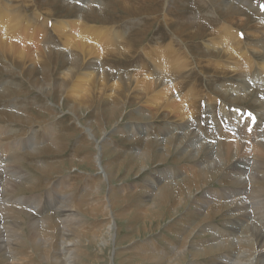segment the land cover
Returning a JSON list of instances; mask_svg holds the SVG:
<instances>
[{"label": "rangeland", "instance_id": "374dc122", "mask_svg": "<svg viewBox=\"0 0 264 264\" xmlns=\"http://www.w3.org/2000/svg\"><path fill=\"white\" fill-rule=\"evenodd\" d=\"M142 1L0 0V36L3 37L0 39V95L3 93L5 95L0 96V126L2 125V131L11 128L10 132L6 134L7 136L11 134V136H1L0 138L3 140L2 144L17 139H22L21 142L32 139V142L35 139L38 141L37 148H32L33 145L30 147L24 145L16 155H13L14 162L17 163V170H20L18 176H29V178L31 176L32 179H18L16 188H13L16 190L13 191L15 193L12 194V197H27L28 199L36 197L40 199L41 203L36 209L20 203L7 202L4 204H12L17 208L22 207L23 211L22 213L16 212V208L11 212L16 225L10 228L7 234L9 237L11 236V239L13 237L14 244L11 246V254L4 255L5 252H0V264H167L166 258L168 257L177 259L173 264H215L216 260H223L219 257L221 253L229 250V247L232 251L233 247L228 244L227 247L225 246L227 249L217 248L218 250L214 249L206 253L194 252L195 248L201 250L208 248L209 243L205 242L204 244V241L212 239L210 230L199 228L202 231H198L190 237V242L194 245L186 247L184 253L180 254V259L172 256L176 251L179 252L184 233L187 234L194 223L203 218L207 210H209L208 213H212L210 214L211 219L209 218L211 222L207 221V223H211V225L213 223L217 228L218 226L222 227L224 222L231 217L226 214L230 213L227 207L224 208L222 215L221 211H213L214 206L202 207L200 204H204L205 200L212 199L214 196L220 197V203H222L231 188H237L238 191L243 190L233 185L228 174L222 177L223 171L217 170H213L207 179L202 178L198 185L200 189H196L193 179L185 177L187 175L185 173L195 171L193 163L197 159L191 157L188 151L181 152L176 147L177 135H181V133L174 127L179 128L183 122L194 119L196 122L192 120L193 128L196 126L199 135L216 137L217 142L223 140V143H230L225 146L228 147L229 152L231 151L230 153H233L235 152L232 148L233 144L237 147L238 144L235 142L241 140L238 136L234 138L231 136L236 135L235 132L240 130L241 126L237 122L247 120L250 130L247 132L245 129L243 130L247 134L244 138L248 135L250 138L249 141L247 140L249 142L246 146L247 149L244 147L245 152L241 149L243 154H248V150L254 144V138H258L261 142L264 141V109L260 105L258 106L252 92L259 86L264 88V79L256 76V70L259 69L258 64L262 66L264 58L255 55L257 48H260L261 51L264 46L262 45L264 44V34H262L264 24L260 23V21L264 23V0ZM224 2L231 3L233 8L227 14L223 7ZM4 12L5 14H2ZM15 15L19 17L16 18ZM14 17L16 20L13 19ZM40 17H43L42 20ZM78 19H80L79 24H82L80 27L78 24H74ZM226 23L227 25H225ZM57 27L61 29L59 32L56 31ZM71 28L73 31H69ZM92 28L95 30L93 31ZM81 29L83 33L80 32ZM91 32L93 33L91 34ZM112 33H116L115 36ZM81 34H84L85 39L92 38L93 45L97 46H88L90 42H86L82 50L77 48L75 45L79 44ZM231 35L239 36L238 50L241 49V52L234 51L229 57L224 54L221 56L222 48L232 43L230 38L234 37L233 39H235V36ZM113 38L114 41H112ZM71 39L74 41L77 39V43ZM105 40L112 45H107ZM129 40H135L132 41L134 44ZM216 40L218 41L216 42ZM211 44L218 45L215 50L220 53L219 57L211 61L213 64L216 61L219 62L215 69L209 61L212 59L208 56L210 52L206 47L210 48ZM114 46L117 49H114ZM95 47L98 49L96 48V50ZM118 48L120 55L117 52L115 54V51H119ZM91 49H94L96 53ZM211 50L214 51V49ZM52 51L53 53L55 51V55ZM75 51L82 52L77 54ZM236 53L246 54L248 64L245 63L247 58H243L245 60L241 61L242 58ZM166 55L172 59L175 56L172 63L183 61V65L187 64L186 67L182 66L180 72L170 71L172 75L168 76L169 72H164L167 61L163 63L166 60ZM232 56H236L234 60ZM77 57L79 58L77 59ZM44 59L46 60L43 63ZM152 59L155 60L152 61ZM16 62H19L18 66ZM47 62L50 65H47ZM223 62H228L231 66H223ZM21 64L24 65L23 68H21ZM81 65L82 67H80ZM158 65L159 67H157ZM236 65H240L241 69L237 70ZM241 65L245 66L242 68ZM246 65L254 69L256 84L252 86L250 84L254 81L253 73L247 75L250 81L242 79L251 70L247 68L246 70ZM75 67L77 68L75 69ZM162 68L163 70H161ZM68 71L69 73L66 75ZM106 79L107 81H105ZM162 80L165 81V84ZM91 82L92 85H90ZM119 85L120 87H118ZM236 85L239 86L238 90H235ZM64 87L67 88L64 89ZM61 89L66 91L62 92ZM162 89L164 93H169L168 97L171 95L169 101L174 104L172 109L165 107V98L159 97V92ZM187 92L192 93V96L195 94L190 101L186 100L189 98ZM245 92L247 94L251 92L245 101L233 100L234 96L241 97ZM140 93L141 95H138ZM81 95H85V97ZM175 101L179 105L180 102L183 104L179 106ZM190 102L191 106L188 104ZM179 109L184 113H181ZM170 113H172L171 117H169ZM11 115L16 117L13 118ZM180 116L183 121L179 119ZM239 117H242L243 120ZM253 125L256 126V129L251 127ZM198 127L201 131H198ZM87 128L93 134H87L88 132L85 131ZM169 131H172L170 136L175 135V138H173L174 140L169 139L171 146L165 151L160 141L166 138L163 133L167 134ZM58 145L60 147L57 149ZM32 150H36V154L32 153ZM12 151L13 149L4 150L6 158L10 156V153H13ZM95 154L100 158L104 168L103 172H101L98 162L96 163ZM239 158L237 156L236 160L231 161L228 166L233 165ZM257 159L264 167V151H259ZM4 170L0 167V172H4ZM5 175L6 173L2 177ZM164 177H168V180H164ZM171 178L179 179L178 183H172ZM260 178H262L264 187V177ZM33 182L34 184L31 185ZM155 183H158V190L165 194L162 199H159L155 193L157 191L153 190L152 184ZM66 193L71 194L67 195V201L69 200L68 204L77 214L78 223L74 222L71 224L72 227L69 226L64 231L56 221L34 228L32 220L29 218L30 214L38 216L35 213L36 210H39L42 212L39 216L47 215L57 201L61 202L58 206L63 204L59 196L64 197ZM224 193L226 194L223 195ZM240 194L244 199L246 194ZM2 195L3 193L0 194V198ZM229 198L233 199V197ZM52 199L56 200L50 203ZM45 209L48 212L43 211ZM203 211L204 214L201 213ZM62 231L65 232L64 237L67 235L65 240L60 238ZM38 236L51 240V243L44 245L37 241L38 238H41ZM62 241L65 245L68 244L70 249H73L71 251L73 256L69 259L61 253L64 247ZM10 256L16 257L11 259ZM243 258L245 261L246 256Z\"/></svg>", "mask_w": 264, "mask_h": 264}, {"label": "bare ground", "instance_id": "6f19581e", "mask_svg": "<svg viewBox=\"0 0 264 264\" xmlns=\"http://www.w3.org/2000/svg\"><path fill=\"white\" fill-rule=\"evenodd\" d=\"M142 1V0H141ZM164 1H166V0H164ZM212 1H215V0H212ZM211 1V2H212ZM221 1H223V0H221ZM123 2V1H122ZM143 2V1H142ZM219 2V1H218ZM12 3V2H11ZM225 3V2H224ZM116 4H117V2H116ZM122 4H124V3H122ZM125 4H127V3H125ZM131 4V3H130ZM222 4V3H221ZM118 5H119V3H118ZM3 6V4L1 5V7ZM257 6V5H256ZM4 7V6H3ZM3 7H2V9H3ZM8 7V6H7ZM121 7V6H120ZM126 7V6H125ZM218 7H219V5H218ZM221 7V6H220ZM223 7L225 8V10H226V14H227V12L229 11H232L233 10V8H232V6H231V3H225L224 5H223ZM249 7V6H248ZM85 8H86V6H85ZM84 8V9H85ZM128 8V7H127ZM236 8V7H235ZM251 8V7H250ZM68 9H70V8H68ZM74 9H75V7H74ZM80 9V8H79ZM81 9H83V8H81ZM129 9V8H128ZM137 9H140V8H137ZM136 9V10H137ZM143 9V8H142ZM257 9V8H256ZM260 9H262V8H260ZM9 10V9H8ZM86 10V9H85ZM88 10V9H87ZM258 10V9H257ZM10 11V10H9ZM8 11V12H9ZM84 11V10H83ZM96 11V10H95ZM98 11V10H97ZM96 11V12H97ZM106 11V10H105ZM11 12V11H10ZM88 12V11H87ZM99 12V11H98ZM110 12V11H109ZM12 13V12H11ZM40 13V12H39ZM103 13H105V12H103ZM127 13V12H126ZM135 13V12H134ZM2 14H5V12L4 13H2ZM2 14H1V16H2ZM40 14H42V13H40ZM99 14V13H98ZM138 14V13H137ZM229 14V13H228ZM263 14V13H262ZM14 15V14H13ZM87 15V14H86ZM89 15V14H88ZM108 15V14H107ZM260 15V14H259ZM6 16H7V14H6ZM9 16V15H8ZM90 16V15H89ZM92 16V15H91ZM100 16V15H99ZM103 16V15H102ZM134 16V15H133ZM139 16V15H138ZM3 17V16H2ZM15 17H16V15H15ZM15 17L13 18V19H15ZM19 16H17L16 18H18ZM45 17V16H44ZM104 17V16H103ZM36 18V17H35ZM41 18V17H40ZM43 18V17H42ZM42 18H41V20H42ZM87 18V17H86ZM85 18V19H86ZM6 19H8V18H6ZM23 19H24V17H23ZM32 19V18H31ZM46 19V18H45ZM63 19V18H62ZM101 19H102V17H101ZM100 19V20H101ZM241 19V18H240ZM247 19V18H246ZM251 19V18H250ZM16 20V19H15ZM89 20V19H88ZM99 20V19H98ZM7 21V20H6ZM11 21V20H10ZM32 21V20H31ZM53 21V20H52ZM57 21H58V19H57ZM67 21V20H66ZM71 21V20H70ZM73 21H75V20H73ZM80 21V19H78L77 21H75V23L74 24H78L79 25V27L80 26H82V24L80 25L79 22ZM56 22V21H55ZM81 22H83V21H81ZM109 22V21H108ZM242 22V21H241ZM7 23H9V22H7ZM69 23H71V22H69ZM86 23V22H85ZM228 23V22H227ZM227 23L225 24V25H227ZM232 23V22H231ZM230 23V24H231ZM255 23V22H254ZM257 23H259V22H257ZM260 23H262V24H264L262 21H260ZM13 24H15V23H13ZM58 24V23H57ZM63 24H64V19H63ZM62 23H61V25H63ZM88 24V23H87ZM235 24H236V22H235ZM234 24V25H235ZM239 24H240V22H239ZM243 24V23H242ZM252 24H253V22H252ZM33 25V24H32ZM56 25V24H55ZM59 25H60V22H59ZM68 25V24H67ZM67 25H66V27H67ZM224 25V26H225ZM6 26H7V24H6ZM9 26H10V24H9ZM54 26V25H53ZM57 26V25H56ZM77 26V25H76ZM250 26V25H249ZM5 27V26H4ZM12 27V26H11ZM62 27V26H61ZM69 27H70V25H69ZM71 27H73V26H71ZM88 28H90L89 26H87ZM109 27V26H108ZM202 27V26H201ZM226 27V26H225ZM229 27V26H228ZM239 27V26H238ZM255 27V26H254ZM10 28V27H9ZM13 28V27H12ZM58 28V27H57ZM74 28V27H73ZM82 28V27H81ZM96 28V27H95ZM244 28V27H243ZM59 29L60 28H58L56 31H58L59 32ZM93 29V28H92ZM110 29H112V28H110ZM109 29V30H110ZM12 30V29H11ZM61 30V29H60ZM72 30V28L69 30V31H71ZM78 30V29H77ZM95 29H93V31H94ZM103 30H105V29H103ZM107 30H108V28H107ZM180 30V29H179ZM55 31V30H54ZM53 31V32H54ZM56 31H55V33H56ZM63 32H66V31H64V30H62ZM73 31V30H72ZM87 31V30H86ZM98 31V30H97ZM102 31V30H101ZM193 31V30H192ZM263 32H262V34H264V30H262ZM68 32V31H67ZM77 32V31H76ZM80 32L81 33H83V30L81 29L80 30ZM114 32H116V31H114ZM118 32V31H117ZM252 32H253V30H252ZM257 32V31H256ZM69 33V32H68ZM67 33V34H68ZM71 33H73V32H71ZM93 32H91V34H92ZM108 33V32H107ZM111 33V32H110ZM179 33V32H178ZM184 33V32H183ZM230 33V32H229ZM254 33H255V31H254ZM80 34V33H79ZM78 34V35H79ZM87 34V33H86ZM96 34V33H95ZM113 34V33H112ZM111 34V35H112ZM116 34V33H115ZM115 34H113L114 36H115ZM138 34V33H137ZM180 34H181V32H180ZM222 34V33H221ZM253 34V33H252ZM13 35V34H12ZM58 35H59V33H58ZM57 35V36H58ZM66 35V34H65ZM71 35H75V34H71ZM84 34H81V36H80V38L79 37H77V38H79V44H76L75 46L77 47V48H80L81 50H82V48H83V45L87 42H90V44H88V46L90 45L91 47H93L94 45L95 46H97L96 44H94L93 45V40H92V38L90 39V37H87L86 39L84 38V36H83ZM101 36H102V34H100ZM106 35V34H105ZM139 35V34H138ZM190 35V34H189ZM242 35V34H241ZM245 35V34H244ZM258 35V34H257ZM260 35V34H259ZM60 36V35H59ZM62 36V35H61ZM87 36V35H86ZM94 36V35H93ZM109 37H111L110 35H108ZM107 36V37H108ZM118 36V35H117ZM197 36V35H196ZM224 36V35H223ZM231 36H235V35H231ZM253 36V35H252ZM141 37V36H140ZM140 37H137V38H140ZM216 37V36H215ZM239 37V36H238ZM237 36H235V39H233L234 37H231L230 38V41L232 42V43H230V45L229 44H227V45H225V47L224 48H222V52L223 53H221V56H222V54H224V55H227L228 57L231 55V54H233V52L235 51H237V52H241V49L240 50H238V40H240L239 38H238ZM259 37V36H258ZM6 38V37H5ZM4 38V39H5ZM8 38V37H7ZM14 38V37H13ZM59 38H61V37H59ZM66 38V37H65ZM68 38V37H67ZM72 38V37H71ZM73 38H74V36H73ZM105 38H106V36H105ZM120 38V37H119ZM142 38V37H141ZM227 38V37H226ZM254 38V37H253ZM0 39H3V37L2 36H0ZM70 39V38H69ZM107 39H110V38H107ZM116 39V38H115ZM216 39V38H215ZM256 39V38H255ZM12 40H14V39H12ZM63 40H65L64 38H63ZM62 40V41H63ZM72 40V39H71ZM77 40V39H76ZM75 40V41H76ZM102 40H103V38H102ZM112 40V39H111ZM121 40V39H120ZM224 40V39H223ZM68 41V43H70L71 44V42H69V40H67ZM66 41V42H67ZM72 41H74V40H72ZM74 41V42H75ZM91 41H92V43H91ZM106 41V43H107V45H112V43H111V41H110V43L111 44H108V42L109 41H107V40H105ZM112 41H114V38H113V40ZM130 42H132V41H135V40H129ZM139 41V40H138ZM218 40H216V42H217ZM220 41V40H219ZM222 41V40H221ZM227 41V40H226ZM226 41H224V42H226ZM24 42V41H23ZM29 42V41H28ZM137 42V41H136ZM135 42V43H136ZM140 42V41H139ZM138 42V43H139ZM215 42V43H216ZM17 43V42H16ZM76 43H77V41H76ZM96 43V42H95ZM105 42H104V44H106ZM133 43V42H132ZM213 43H214V41H213ZM241 43H242V41H241ZM248 43V42H247ZM33 44H35V43H33ZM62 44V43H61ZM115 44V43H114ZM128 44V43H127ZM134 44V43H133ZM217 44V43H216ZM212 45L211 44V46H210V48H208V46H206L207 47V49L209 50V52H210V55H208L212 60H209L210 61V63L212 64V66L214 67V69H215V67H216V65H219V62L218 61H216V62H214L215 64H213L211 61H214L213 59L214 58H216V57H219L218 56V54H220V53H217V50H215L217 47H218V45ZM232 44V45H231ZM18 45V44H17ZM45 45H47V44H45ZM63 45V44H62ZM101 45V44H100ZM100 45H98V46H100ZM207 45V44H206ZM243 45V44H242ZM262 45H264V44H262ZM21 46V45H20ZM53 46V45H52ZM72 46V45H71ZM70 46V47H71ZM105 46V45H104ZM117 46V45H116ZM231 46V47H230ZM253 46H255V45H253ZM6 47V46H5ZM64 47V46H63ZM68 47V46H67ZM119 47H120V44H119ZM130 47V46H129ZM128 47V48H129ZM135 47V46H134ZM42 48V47H41ZM45 48V47H44ZM97 47H95V49H96ZM107 48V47H106ZM124 48H126V47H124ZM151 48V47H150ZM156 48V47H155ZM186 48V47H185ZM256 48V47H255ZM6 49V48H5ZM5 49H4V51H5ZM57 49V48H56ZM74 49V48H73ZM98 49V48H97ZM96 49V50H97ZM100 49H103V48H100ZM114 49H117V48H115V46H114ZM119 49V48H118ZM121 49H123L122 47H121ZM157 49V48H156ZM169 49V48H168ZM211 49H214V51L213 50H211ZM254 49V48H253ZM35 50V49H34ZM71 50H72V48H71ZM79 50V49H78ZM91 50H93L94 51V49H91ZM133 50V49H132ZM143 50H144V48H143ZM147 50V49H146ZM145 50V51H146ZM157 50H160L159 48L157 49ZM21 52L23 51V50H20ZM41 51H42V49H41ZM58 51V50H57ZM88 51V50H87ZM102 51V50H101ZM111 51V50H110ZM112 51H113V48H112ZM112 51L110 52V53H112ZM161 51V50H160ZM159 51V52H160ZM244 51H248V50H244ZM257 54H255V55H257V56H259V58H264V46H263V49H261V51H260V48H257ZM43 52V51H42ZM74 52V51H73ZM76 52V51H75ZM79 52V51H78ZM82 52V51H81ZM80 52V53H81ZM85 52V51H84ZM103 52V51H102ZM114 52V51H113ZM119 54L120 53V49H119V51H115V54H117V53ZM128 52V51H127ZM133 52V51H132ZM189 52V51H188ZM249 52V51H248ZM52 53H53V51H52ZM54 53H55V51H54ZM53 53V54H54ZM77 53V52H76ZM80 53H77V54H80ZM86 53V52H85ZM94 53H96L95 51H94ZM99 53H100V50H99ZM105 53H107L106 51H105ZM126 53V52H125ZM150 53V52H149ZM152 53V52H151ZM163 53V52H162ZM244 53V52H243ZM98 54V53H97ZM121 54V53H120ZM119 54V55H120ZM130 54V53H129ZM172 54V53H171ZM170 54V55H171ZM239 57H241L242 58V60L241 61H244L247 57H246V54H239V53H236ZM27 55V54H26ZM50 55V54H49ZM55 55V54H54ZM53 55V56H54ZM60 55V54H59ZM69 55V54H68ZM85 55V54H84ZM106 55V54H105ZM151 55V54H150ZM149 55V56H150ZM254 55V54H253ZM83 56V55H82ZM91 56V55H90ZM90 56H89V58H90ZM167 56V55H166ZM165 56V57H166ZM51 57H52V55H51ZM59 57V56H58ZM164 57V56H163ZM164 57V58H165ZM168 57V56H167ZM165 58L166 60L163 62V63H165L166 61H167V65H165V64H163V63H161V64H163V65H165V67H166V71H165V69H164V72H169V75L168 76H170V75H172V74H170V71L172 72L173 70L175 71V72H177V71H179L180 70V68L182 67V66H184L185 65V67H186V65L187 64H184L183 65V61H179L178 63H172V61H173V59L175 58V56H174V58L172 59V57H168V58ZM236 57V56H235ZM235 57H233L232 56V58H233V60H234V58ZM253 57V56H252ZM251 57V58H252ZM255 57V56H254ZM61 58H62V56H61ZM65 58V57H64ZM75 58V57H74ZM79 57H77V59H78ZM150 58H152L151 56H150ZM155 58V57H154ZM158 58V57H157ZM238 58V57H237ZM243 58H245L244 60H243ZM256 58V57H255ZM40 59V58H39ZM66 59V58H65ZM68 59H70V58H68ZM88 59V58H87ZM159 59V58H158ZM157 59V60H158ZM180 59V58H179ZM229 59V58H228ZM239 59V58H238ZM8 60V59H7ZM19 60V59H18ZM42 60V59H41ZM46 59H44L43 60V63H44V61H45ZM64 60V59H63ZM86 60V59H85ZM89 60V59H88ZM151 60V59H150ZM153 60H155V59H152V61ZM156 60V61H157ZM181 60V59H180ZM253 60V59H252ZM251 60V61H252ZM255 60V59H254ZM25 61V60H24ZM23 61V62H24ZM37 61V60H36ZM35 61V62H36ZM74 61V60H73ZM76 61V60H75ZM161 61V60H160ZM160 61H158V62H160ZM175 61V60H174ZM240 61V60H239ZM256 61V60H255ZM27 62V61H26ZM51 62H52V60H51ZM50 62V63H51ZM62 62V61H61ZM177 62V61H176ZM222 62V61H221ZM233 62H235V61H233ZM232 62V63H233ZM253 62V61H252ZM19 63V62H18ZM17 62H16V65L18 64ZM46 63V62H45ZM48 63V62H47ZM66 63H68V62H66ZM154 63V62H153ZM236 63V62H235ZM245 63H247L248 64V58H247V60L245 61ZM256 63H258L257 61H256ZM259 63H261V62H259ZM23 64V63H22ZM21 64V65H22ZM25 64V63H24ZM31 64H33V63H31ZM76 64H78V63H76ZM103 64V63H102ZM105 64V63H104ZM155 64V63H154ZM161 64H159V65H161ZM242 64V63H241ZM262 64V66L261 65H259L258 64V68L259 69H257L256 70V76H259L260 77V79H264V61L261 63ZM3 65V64H2ZM40 65H41V63H40ZM47 65H50L49 63L47 64ZM46 65V66H47ZM62 65V64H61ZM69 65V64H68ZM72 65H75V64H72ZM159 65L157 66V67H159ZM223 66H225V65H229V63L227 62H223V64H222ZM18 66V65H17ZM23 66L24 65H22V67L21 68H23ZM35 66H36V64H35ZM37 66H38V64H37ZM79 66V65H78ZM84 67H85V65H83ZM105 66V65H104ZM210 66V65H209ZM229 66H231V65H229ZM228 66V67H229ZM233 66V65H232ZM240 65H236V67H238V69L237 70H240L241 68L239 67ZM242 66H245V65H241V67ZM3 67V66H2ZM6 67V66H5ZM4 67V68H5ZM27 67H28V65H27ZM70 67V66H69ZM80 67H82V65L80 66ZM79 67V68H80ZM93 67V66H92ZM162 67V66H161ZM201 67V66H200ZM228 67H226V68H228ZM71 68V67H70ZM77 67H75V69H76ZM95 68V67H94ZM93 68V69H94ZM98 68V67H97ZM217 68V67H216ZM230 68V67H229ZM243 68V67H242ZM248 69V70H250L252 67L251 66H248V65H246V67H245V69ZM3 69V68H2ZM29 69H31V68H29ZM42 69V68H41ZM44 69H46L45 67H44ZM73 70H74V68H72ZM100 69V68H99ZM147 69H148V67H147ZM154 69H155V66H154ZM187 69V68H186ZM236 69V68H235ZM244 69V72L247 70H245ZM48 70H50L49 68H48ZM68 70V69H67ZM156 70H157V68H156ZM161 70H163V68L161 69ZM226 70V69H225ZM52 71V70H51ZM66 71V70H65ZM75 71V70H74ZM79 71V70H78ZM92 71V70H91ZM96 71V70H95ZM95 71H94V74H95ZM98 71V70H97ZM105 71V70H104ZM159 71V70H158ZM181 71V70H180ZM179 71V72H180ZM184 71V70H183ZM4 72H5V69H4ZM18 72V71H17ZM60 72V71H59ZM64 72V71H63ZM144 72V71H143ZM148 72V71H147ZM162 72V71H161ZM160 72V73H161ZM254 72V69H251L250 71H248L243 77H242V79L244 80V81H250L248 78H247V75H250L251 73H253ZM18 73H21V72H18ZM68 73H69V71L66 73V75H68ZM77 73V72H76ZM90 74H92L91 72H89ZM99 73V72H98ZM97 73V74H98ZM156 73V72H155ZM241 73V72H240ZM64 74V73H63ZM83 74V73H82ZM152 74V73H151ZM167 74V73H166ZM177 74V73H176ZM233 74V73H232ZM258 74V75H257ZM62 75V74H61ZM65 75V76H66ZM71 75V74H70ZM75 75V74H74ZM79 75V74H78ZM85 75V74H84ZM93 75V74H92ZM96 75V74H95ZM101 75V74H100ZM102 75H103V73H102ZM178 75V74H177ZM253 75H254V73H253ZM73 76V75H72ZM97 76V75H96ZM105 76V75H104ZM142 76V75H141ZM151 76V75H150ZM79 77V76H78ZM132 77V76H131ZM159 77V76H158ZM68 78H70V77H68ZM74 78V77H73ZM72 78V79H73ZM106 78V77H105ZM104 78V79H105ZM128 78V77H127ZM134 78V77H133ZM136 78H137V76H136ZM167 78V77H166ZM252 78V77H251ZM62 79H63V77H62ZM102 79V78H101ZM108 79H109V77H108ZM140 79V78H139ZM162 79V78H161ZM52 80V79H51ZM65 80H68V79H65ZM69 80H71V79H69ZM68 80V81H69ZM114 80V79H113ZM117 80V79H116ZM133 80V79H132ZM146 80V79H145ZM148 80H151L150 78H148ZM155 80H156V78H155ZM253 83L252 84H250L251 86L253 85V84H256V78H255V75H254V78H253ZM92 81H94V79H92ZM105 81H107V79L105 80ZM115 81V80H114ZM118 81H119V79H118ZM162 81H164V80H162ZM175 81V80H174ZM178 81V80H177ZM48 82V81H47ZM64 82V81H63ZM71 82V81H70ZM70 82H69V84H70ZM154 82H156V81H154ZM159 82V81H158ZM181 82V81H180ZM258 82V81H257ZM264 82V81H263ZM64 83H66L67 84V82H64ZM73 83V82H72ZM100 83V85L102 84L101 82H99ZM109 83H111V82H109ZM151 83V82H150ZM177 83V82H176ZM62 84V83H61ZM74 84H76V83H74ZM84 84H85V82H84ZM107 84V83H106ZM119 84V83H118ZM120 84H121V82H120ZM141 84V83H140ZM139 84V85H140ZM164 84H165V81H164ZM64 85V84H63ZM88 85H89V83H88ZM90 85H92V82H91V84ZM95 85V84H94ZM93 85V86H94ZM96 85H98V84H96ZM95 85V86H96ZM105 85V84H104ZM108 85V84H107ZM117 85V84H116ZM144 85V84H143ZM167 85V84H166ZM168 85H169V83H168ZM168 85H167V87H168ZM171 85H172V83H171ZM170 85V86H171ZM180 85V84H179ZM239 85V84H238ZM238 85H236L235 86V90H238ZM249 85V86H250ZM262 85V84H261ZM39 86V85H38ZM44 86V85H43ZM46 86V85H45ZM77 86V85H76ZM78 86H79V84H78ZM92 86V87H93ZM101 86H103V84L101 85ZM142 86V85H141ZM141 86H139V88L141 87ZM163 86V85H162ZM174 86H175V84H174ZM245 86V85H244ZM48 87V86H47ZM61 87V86H60ZM71 87H73V86H71ZM81 87V86H80ZM98 87V86H97ZM118 87H120V85L118 86ZM134 87H135V85H134ZM156 87V86H155ZM176 87V86H175ZM177 87H178V85H177ZM234 87V86H233ZM243 87V86H242ZM262 86H259L257 89H254V91H252L253 92V95H255V101H256V103L258 104V106L260 105L261 106V108H263L264 109V88H261ZM65 88H67V87H64V89ZM91 88V87H90ZM130 88V87H129ZM137 88V87H136ZM146 88H147V86H146ZM168 88H170V87H168ZM180 88V87H179ZM58 89V88H57ZM56 89V90H57ZM89 89V88H88ZM95 89V88H94ZM97 89V88H96ZM118 89V88H117ZM141 89V88H140ZM167 89V88H166ZM172 89V88H171ZM234 89V88H233ZM243 89H244V87H243ZM62 90V89H61ZM83 90V89H82ZM107 90V89H106ZM109 90V89H108ZM119 90V89H118ZM130 90H131V88H130ZM133 90V89H132ZM190 90V89H189ZM244 90H246V89H244ZM9 91V90H8ZM64 91H66V90H64ZM63 90H62V92H64ZM95 91V90H94ZM99 92H100V90H98ZM105 91V90H104ZM138 91V90H137ZM168 91V90H167ZM174 91V90H173ZM173 91H171V92H173ZM178 91V90H177ZM2 92H4V91H2ZM1 92V93H2ZM7 92V91H6ZM93 92V91H92ZM102 92V91H101ZM169 92V91H168ZM193 92V91H192ZM70 93V92H69ZM85 93V92H84ZM95 93V92H94ZM143 93V92H142ZM177 93V92H176ZM181 93V92H180ZM242 93V92H241ZM250 93L251 92H249L248 94L245 92L244 94H243V96H241V97H233V100L235 99V100H239V101H245L247 98H248V96H250ZM4 94V93H3ZM2 94V95H3ZM8 94V93H7ZM72 94H74L73 92H72ZM90 94V93H89ZM98 94V93H97ZM102 94H103V92H102ZM108 94V93H107ZM109 94H110V92H109ZM168 94L169 93H164L163 92V89H162V91L161 92H159V97H162V98H165L166 99V102H164V104L166 105L165 107H167L168 109H172L173 107L172 106H174V104L173 103H170V96L168 97ZM187 94V96L189 97H187L188 99H186V98H184V99H186V100H189L190 101V99H192L193 98V96L195 95H193L192 96V93H186ZM0 95L1 97H3V96H5V95ZM65 95H67V94H65ZM91 95V94H90ZM116 95V94H115ZM121 95V94H120ZM138 95H141V93L140 94H138ZM143 95V94H142ZM154 95H156V94H154ZM185 95V94H184ZM75 96V95H74ZM81 96H84L85 97V95H81ZM122 96V95H121ZM137 96V95H136ZM222 96V95H221ZM226 96V95H225ZM259 96H261V97H259ZM0 97V98H1ZM67 97H69V96H67ZM86 97H87V95H86ZM113 97V96H112ZM139 97V96H138ZM146 97V96H145ZM114 98V97H113ZM137 98V97H136ZM181 98V97H180ZM70 99V98H69ZM74 99V98H73ZM78 99V98H77ZM82 99V98H81ZM88 99H89V97H88ZM164 99V100H165ZM182 99V98H181ZM251 99V98H250ZM86 100V99H85ZM143 100V99H142ZM146 100V99H145ZM159 100V99H158ZM173 100V99H172ZM232 100V101H233ZM249 100V99H248ZM247 100V101H248ZM122 101V100H121ZM192 101V100H191ZM230 101V100H229ZM258 101V102H257ZM74 102H76V101H74ZM81 102V101H80ZM87 102V101H86ZM140 102V101H139ZM142 102V101H141ZM144 102V101H143ZM152 102V101H151ZM181 102H185L186 103V101H183V100H181ZM180 102V105L181 104H183V103H181ZM234 102V101H233ZM155 103V102H154ZM175 103H176V101H175ZM184 103V104H185ZM232 103V102H231ZM237 103V102H236ZM240 103V102H239ZM142 104V103H141ZM140 104V105H141ZM153 104V103H152ZM177 104V103H176ZM188 104H190V106H191V102L190 103H188ZM86 105H88V104H86ZM177 105H179V104H177ZM179 105V106H180ZM187 105V104H186ZM113 106H115V105H113ZM18 107V106H17ZM123 107V106H122ZM172 107V108H171ZM182 107V106H181ZM184 107V106H183ZM121 108V107H120ZM159 108V107H158ZM163 108V107H162ZM175 108V107H174ZM112 109H114V108H112ZM111 109V110H112ZM166 109V108H165ZM176 109V108H175ZM182 110H183V108H181ZM185 109V108H184ZM60 110V109H59ZM167 110V109H166ZM180 110V109H179ZM178 110V111H179ZM187 110H189L188 109V107H187ZM147 111H148V109H147ZM150 111V110H149ZM181 111V110H180ZM264 111V110H263ZM170 112V111H169ZM172 112V111H171ZM175 112V111H174ZM185 112H186V109H185ZM157 113V112H156ZM162 113V112H161ZM168 113V112H167ZM176 113H177V110H176ZM176 113H174V114H176ZM179 113V112H178ZM181 113H184V112H182L181 111ZM180 113V114H181ZM165 114V113H164ZM169 114V113H168ZM171 115L169 116V117H171L172 116V113H170ZM186 114V113H185ZM185 114H182L183 116L185 115ZM191 114V113H190ZM1 115V114H0ZM5 115V114H4ZM10 115V114H9ZM3 116V115H2ZM13 118H15L16 116L15 115H11ZM18 116V115H17ZM165 116V115H164ZM7 117V116H6ZM19 117V116H18ZM18 117H17V119H18ZM179 117V116H178ZM181 117V116H180ZM3 118H5V117H3ZM8 118V117H7ZM168 118V117H167ZM184 118V117H183ZM234 118V117H233ZM235 118H237V117H235ZM240 118H242V117H239V119ZM23 119V118H22ZM178 119V118H177ZM179 119H181V121H183V119H182V117L181 118H179ZM230 119V118H229ZM9 120V119H8ZM186 120V119H185ZM193 121H195L196 122V120H194V119H192ZM191 119L190 120H188V121H186V122H183V124L178 128L177 126L176 127H174L175 129H178V130H180V133H181V135H177V145H176V147H178L180 150H181V152H187L188 151V154H190L191 155V157H193V158H196L197 160H195L194 161V163H193V167L195 168V171L194 172H192L191 173V171L190 172H188V173H185V174H187V175H185V177L187 176V177H191L192 179H193V181H194V187L196 188V189H200L199 187H198V185L201 183V179L202 178H205V179H207V177H209V174L213 171V170H217V171H223L222 172V177H225V175H229V177H230V180L234 183L233 185L235 186V187H238V188H242L243 190H241V191H238V189L237 188H231V190H229V193H227V195L225 196V199H227V198H229V197H233V199L231 200L230 198L228 199V200H226L225 201V199L222 201V203H220L221 202V199H220V197H218V196H214L212 199H207V200H205L204 201V204H200L202 207H208L209 205H211V206H214L213 207V211L214 212H219V211H221V214L223 215V210H224V208H226L227 207V209H229L230 211H228V212H230V213H226V214H228V215H231V217H229V220L227 221H225L224 222V224L222 225V227H219L218 226V228L217 227H215L214 225H213V223H212V225H211V223H207V221H210V214H212V213H208V211L209 210H207L205 213V215H203V218L202 219H199V220H197L196 221V223H194V226L192 227V228H190L189 230H188V232H187V234H185L184 233V236L181 238V244H180V246H179V248H180V250H179V252L178 251H174V252H171V253H174V254H172V256L174 257V258H178L179 257V259H180V254L181 253H184V251L187 249L186 247H189V246H193L194 244L192 243V242H190V237L191 236H193V235H195L198 231H202L201 229H205V228H207V230H210V232H211V241H204V244H205V242L208 244V248H204L203 250H201L200 248H195V250H194V252H197V253H206L207 251H211V250H214V249H217V248H219L220 250H222L223 248H225V249H227L226 247V245H228V244H230V246L231 247H233V249H232V251L230 250V247H229V250H226L225 252H223V253H221L220 254V258L221 259H223V260H216L215 261V264H264V197H263V194H264V187L262 186V178H260V177H264V167L262 166V164L258 161V159H257V157L259 156V151H264V141L263 142H261V141H259V139L258 138H254V144L252 145V147L248 150V154H243V151L245 152V150H244V147L246 148V146L249 144V138H250V136L248 135L247 137H245L244 138V136H246L247 134L243 131L244 129H245V131L247 132V131H249L250 130V127H249V121H247V120H243V118H242V120L243 121H241L240 123L239 122H237L238 124H240V130H237L235 133H236V135H232L231 137H236V136H238V137H240L239 139L241 140V141H239V142H235L236 144H238L237 145V147H235V144H233L234 145V147H232L233 149H234V151L235 152H233V153H230L229 152V150H228V147H226L225 145L226 144H230V143H226V142H224L223 143V140L222 141H218L217 142V138L216 137H209V136H202V135H199V133L197 132V130H196V126L193 128V124H194V122L192 121ZM235 120V119H234ZM27 121V120H26ZM29 121V120H28ZM180 121V120H179ZM192 121V122H191ZM219 123V122H218ZM251 127H253V128H255L256 129V126L255 125H253V126H251ZM11 129V128H10ZM10 129H7V130H5V131H2V125L0 126V137L1 136H6V137H8V136H11V134L10 135H6L7 133H9L10 132ZM92 129V128H91ZM195 129V130H194ZM85 130V129H84ZM85 131H87L88 133L87 134H93L92 133V131L89 129V128H87ZM147 131V130H146ZM173 131V130H172ZM172 131H169L167 134L164 132L163 134H165L166 136V138L165 139H162V141H160V144H161V146H162V148L166 151V149L169 147V146H171L170 144L171 143H169V139L171 140H174L173 138H175V135H171L170 136V134L172 133ZM176 131V130H175ZM198 131H201V129L198 127ZM131 132V131H130ZM13 133V132H12ZM264 133V132H263ZM36 135V134H35ZM264 135V134H263ZM37 136V135H36ZM215 136V135H214ZM6 137H4V138H6ZM91 137V136H90ZM95 137V136H94ZM219 137V136H218ZM229 137V136H228ZM254 137V136H253ZM16 138V137H15ZM59 138V137H58ZM179 138V139H178ZM203 138H205V139H203ZM224 138V137H223ZM17 139V138H16ZM208 139V140H207ZM219 139V138H218ZM232 139V138H231ZM257 139H258V141H257ZM22 140V139H21ZM21 140L20 139H17V140H15V141H12V142H10V143H7L6 142V144L5 143H3L2 144V142H3V140H1V138H0V167L1 168H3V169H5L4 170V172H0V194L1 193H3V195H2V198H0L1 200H0V252H5L4 253V255L5 254H11L12 252H11V246H12V244H14L13 243V241H14V239H13V237H12V239L8 236V230L10 231V228H12L14 225H16V223H15V218L13 217L12 218V215H11V212H12V210L13 209H16L17 207L15 206V205H12L13 203H20V204H23V205H25V206H29L30 208H32V209H36L41 203H40V199L39 198H36V197H33V198H27V197H16V198H13L12 196L14 195L13 193H15V192H13L14 190H16V189H13L15 186H16V184L18 183V182H16V181H18V179L20 180V179H28L29 178V176L27 177H19L18 175H19V171L17 170V163L16 162H14V157H13V155H16L19 151H20V149H22V147L24 146V145H26L27 147H30L31 145H33L32 146V148H37L36 147V144L38 145V141H35L34 140V142H32V140H25V141H23V142H21ZM144 140V139H143ZM248 140V141H247ZM55 141V140H54ZM59 141V140H58ZM253 141V140H252ZM251 141V142H252ZM217 142V143H216ZM232 142V141H231ZM26 143V144H25ZM52 143H54V142H52ZM245 143H247V144H245ZM101 144V143H100ZM251 144V143H250ZM60 145V144H59ZM58 145V147H57V149L60 147ZM147 145V144H146ZM232 145V146H233ZM145 146V145H144ZM230 146V145H229ZM26 147V148H27ZM102 147V146H101ZM146 147V146H145ZM231 147V146H230ZM8 150V149H13V153H10V156H8L7 158H6V156H5V154H4V150ZM171 149V148H170ZM241 149H243V151L241 150ZM247 149V148H246ZM24 150V149H23ZM152 150V149H151ZM158 150V149H157ZM161 150V149H160ZM26 151V150H25ZM143 151V150H142ZM149 151V150H148ZM241 151H242V154H241ZM250 151V152H249ZM32 153H35L36 154V150H32L31 151ZM164 152V151H163ZM246 152H247V150H246ZM28 153V152H27ZM138 153V152H137ZM201 153H203V156H201ZM99 154V153H98ZM150 154V153H149ZM162 155V154H161ZM165 155V154H164ZM249 155H251V156H249ZM240 157L233 165H230V166H228L229 165V163L232 161H235L236 160V157ZM83 157V156H82ZM16 158V157H15ZM83 158H85V157H83ZM82 158V159H83ZM94 158L96 159V163L98 162V165L100 166V168H101V172H103L104 171V168L102 167V165H101V161H100V158H99V156H96V154H95V156H94ZM13 159V160H12ZM194 160V159H193ZM140 162V161H139ZM46 168V167H45ZM48 168V167H47ZM43 170V169H42ZM6 173V175H5V177H2L4 174ZM178 176V175H177ZM171 177V176H170ZM168 177H164V180L165 179H167ZM29 179H32L31 178V176H30V178ZM168 180V179H167ZM171 180H173V181H171L172 183H178V181H179V179L178 180H176V179H173V178H171ZM31 182H32V180H31ZM30 181H29V183H31ZM165 182V181H164ZM170 182V183H171ZM28 183V182H27ZM22 184V183H21ZM26 184V183H25ZM25 184H23V185H25ZM34 184V182L31 184V185H33ZM30 185V186H31ZM157 185H158V183H155V184H152V186H153V190H155V191H157V192H155L157 195H158V197H159V199H162L163 197H165V194L164 193H162V192H160L159 190H158V188H157ZM165 185H166V183H165ZM164 185V186H165ZM21 186V185H20ZM28 186V185H27ZM34 187V186H33ZM16 188V187H15ZM248 188H249V190H248ZM70 189V188H69ZM95 191V190H94ZM240 193H242V194H246V196H244V199L243 198H241V194ZM13 194V195H12ZM226 193H224L223 195H225ZM51 195V194H50ZM67 195H71V194H67L66 193V195L64 196V197H62V195H60L59 197H60V199H62V202H63V204H61L60 206H58L61 202H59V201H57V203H55V205L54 206H52L51 207V209L52 210H50V212H48L46 209L45 210H43V211H47L48 212V214L47 215H45V216H39V215H41V213L42 212H39V210H36V213L35 214H38V216H36V215H31L30 214V219L32 220V224H33V226H34V228H39V227H42L43 226V224H48L49 222H52V221H56L57 223H58V225H59V227L61 226V228H62V230L64 231V230H67L68 228L67 227H69V226H71V224H73L74 222H76L77 221V223H78V219L76 218L77 217V214L76 213H74L75 211L73 210V208H72V206L70 205V204H68V201H67ZM84 195H85V193H84ZM153 195V194H152ZM155 196V195H154ZM71 197V196H70ZM51 198H52V196H51ZM180 198L182 199V197L180 196ZM53 200V199H52ZM50 201V203H52V202H55V200H53V201ZM61 201V200H60ZM193 201V200H192ZM9 203V202H12V204H6V205H4L5 203ZM33 202V203H32ZM76 204V203H75ZM220 204H221V206H220ZM34 205V206H33ZM49 205V204H48ZM47 205V206H48ZM33 206V207H32ZM74 206H76V205H74ZM49 207V206H48ZM22 208V207H21ZM21 208H17L16 209V212L17 211H20L21 213H22V209ZM198 208V207H197ZM201 210V209H200ZM232 210V211H231ZM248 210V211H247ZM30 211H31V209H30ZM32 212V211H31ZM200 212V211H199ZM27 213V212H26ZM202 214H204V211L203 212H201ZM32 214H33V212H32ZM75 214H76V216H75ZM220 214V215H221ZM21 215V214H20ZM29 216V215H28ZM200 216H202V215H200ZM200 216H197V217H200ZM27 218V217H26ZM29 218H27V219H29ZM210 218V219H209ZM22 219V218H21ZM37 221H36V220ZM29 222V221H28ZM211 222V221H210ZM192 223V222H191ZM76 224V223H75ZM12 225V226H11ZM193 225V224H192ZM112 226V225H111ZM190 226V225H189ZM56 227V226H55ZM72 227V226H71ZM85 227V226H84ZM30 228V227H29ZM58 228V227H57ZM57 228H56V230H57ZM67 228V229H66ZM199 228H201V229H199ZM14 230H16L15 228H13ZM31 229V228H30ZM33 229V228H32ZM41 229H43V228H41ZM44 229H47V228H44ZM34 230V229H33ZM72 230V229H71ZM76 230V229H75ZM82 230V229H81ZM46 231V230H45ZM49 231V230H48ZM53 231V230H52ZM62 231V234H60L61 235V237L60 238H63V240H65L66 238H67V235H66V237H64V235H65V232H63ZM15 232V231H14ZM33 232V231H32ZM40 232V231H39ZM42 232H43V230H42ZM41 232V233H42ZM58 232V231H57ZM69 232H70V229H69ZM46 233V232H45ZM56 233V232H55ZM39 234V233H38ZM37 234V235H38ZM70 234V233H69ZM68 234V235H69ZM10 235V234H9ZM14 235H16V234H14ZM36 235V234H35ZM41 235V234H40ZM46 236V235H45ZM38 237H41V238H38L37 239V241H39V242H41V243H43L44 245H48V244H50L51 243V240H46L45 238L44 239H42L43 237L42 236H38ZM50 237V236H49ZM48 237V238H49ZM65 238V239H64ZM36 239V238H35ZM35 239H33V240H35ZM50 239V238H49ZM16 240V239H15ZM69 242H71V240H68ZM63 242V244H64V247L62 248V252L61 253H63V255L65 256V257H67L68 259L69 258H71L73 255H72V250L73 249H70L67 245H65V243H64V241H62ZM74 244V243H73ZM72 244V245H73ZM206 244V245H207ZM70 246V245H69ZM226 246V247H225ZM196 247V246H195ZM234 247H235V250H234ZM45 248V247H44ZM51 248V247H50ZM191 248V247H190ZM193 248V247H192ZM49 249V248H48ZM78 249V248H77ZM1 250H3V251H1ZM218 250V249H217ZM216 250V251H217ZM50 251V250H49ZM61 251V250H60ZM75 251V250H74ZM15 253V252H14ZM48 253H50V252H48ZM58 253V252H57ZM62 255V254H61ZM244 256H246V259H245V261H243L244 260ZM7 257V259H8V255L6 256ZM11 257V256H10ZM14 257H16V256H14ZM14 257H11V259L12 258H14ZM48 257V256H47ZM218 257V256H217ZM172 257H168V258H166V263L167 264H173V262H174V260H177V259H171ZM219 258V259H220ZM10 259V258H9ZM218 259V258H217ZM17 260V259H16ZM10 261V260H9ZM15 261V260H14ZM20 261V260H19ZM21 262V261H20ZM256 262V263H255ZM18 263V262H17ZM13 264V263H12Z\"/></svg>", "mask_w": 264, "mask_h": 264}]
</instances>
